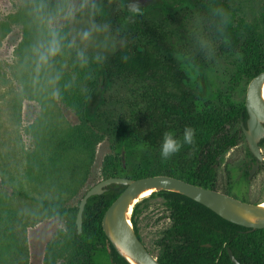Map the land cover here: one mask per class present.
I'll return each instance as SVG.
<instances>
[{
    "label": "trees",
    "instance_id": "obj_1",
    "mask_svg": "<svg viewBox=\"0 0 264 264\" xmlns=\"http://www.w3.org/2000/svg\"><path fill=\"white\" fill-rule=\"evenodd\" d=\"M98 3L101 14L90 18L107 24L117 34L119 44L96 67L89 91L80 100L83 127L88 130L77 128L57 138L55 152L59 155L86 152L92 160L95 142L104 136L113 141L116 150L108 177L168 174L216 188L214 165L239 143L241 121L246 124L248 118L245 101L236 100L232 93L241 81L251 80L264 71V32L244 20L236 22L234 10L226 0H165L162 5L141 8L139 15L129 11V0H98ZM217 10H222L223 15H218ZM182 15L196 17L201 24L197 29L199 34L191 39L183 36L180 43H173L168 27H176V16ZM121 41L125 43L122 45ZM209 45H213L215 57L232 58L235 62L230 84L225 89L211 79L205 48ZM166 49H177V56L168 57L164 53ZM124 55L130 57L126 63L122 60ZM120 81L141 82L143 88L135 104L117 114L111 110V98L102 93ZM186 126L196 131L195 145H185L167 161L162 160L163 134L170 131L182 140ZM64 186L70 188L69 183ZM125 188L124 184L113 183L104 193L91 196L83 212L80 232L76 223L79 204L70 206L64 198H31L49 215L71 218L68 238L61 237L49 246L47 257L57 262L65 258L62 253L65 248H73L83 252L90 264H111L110 257L116 264H130L117 252L102 227L106 209ZM157 192L164 196L173 220L158 241L164 248L161 262L235 264L230 249L241 264H264V228L251 230L231 222L181 193ZM137 209L138 203L132 215L138 234ZM7 221L8 217L0 214V223H3L0 232L8 230ZM9 239H13L12 232ZM3 241L7 240L3 238ZM6 253L5 244H0L1 263L6 261ZM15 253L16 250L11 256L12 262L20 264L21 254L16 259ZM64 264L70 262L67 260Z\"/></svg>",
    "mask_w": 264,
    "mask_h": 264
},
{
    "label": "rangeland",
    "instance_id": "obj_2",
    "mask_svg": "<svg viewBox=\"0 0 264 264\" xmlns=\"http://www.w3.org/2000/svg\"><path fill=\"white\" fill-rule=\"evenodd\" d=\"M156 1L159 0L153 2ZM226 1L234 10L236 22L244 20L264 32V0ZM176 20V27H168L171 42L180 43L183 36L191 39L199 34L197 29L201 24L195 16H176ZM92 23L106 26L107 31L82 40L80 33ZM65 32L69 41H75V47L66 48L55 58L48 73H41L37 80L32 46L40 33L34 19L33 0H0V214L8 217V230L4 232L7 235L0 232V244H5L8 253L6 261L0 264H14L11 257L14 250L16 259L21 254L20 264H64L67 260L70 264H89L83 252L73 248H65L62 252L65 258L57 262L47 257L49 246L61 237L68 238L71 218L49 215L35 199L64 198L68 205L77 206L91 186L110 175L116 154L110 138H97L92 160L86 152L59 155L54 142L74 129L88 130L83 127L80 100L89 91L94 70L101 63L95 57L101 54L107 59L119 42L107 24L94 21L87 14L79 16ZM205 48L211 79L225 89L230 84L235 62L232 58L215 57L213 45ZM78 50H83L88 58L83 66L77 59ZM176 52L177 49L164 50L168 57H176ZM57 74L59 80L50 85L48 77ZM249 82L245 79L235 87L232 94L236 100L245 101ZM142 88L141 82L120 81L102 94L111 98V110L120 114L131 103L135 104ZM262 153L261 169L249 179L246 171L254 157L244 134L240 133L239 143L221 157L216 167V189L229 191L240 199L263 202L264 145ZM65 183L70 184L69 189ZM137 203L135 221L139 233L152 253L161 256L164 250L158 240L172 224L165 198L155 192L142 196Z\"/></svg>",
    "mask_w": 264,
    "mask_h": 264
},
{
    "label": "water",
    "instance_id": "obj_3",
    "mask_svg": "<svg viewBox=\"0 0 264 264\" xmlns=\"http://www.w3.org/2000/svg\"><path fill=\"white\" fill-rule=\"evenodd\" d=\"M155 0H149L148 5ZM154 3V2H153ZM264 71L254 76L247 87L245 106L248 113L246 125L243 127L247 144L257 157V163L249 172V178L259 169L263 159L261 140L264 138ZM123 165L126 167L125 151L122 150ZM124 184L126 188L106 209L103 219V230L117 252L130 264H164L154 255L138 236L132 220L134 207L141 195L167 190L181 193L213 210L221 217L250 228H264L263 202L245 201L215 188L203 187L176 176L156 174L142 178L128 176H110L91 186L79 203L76 223L79 232L83 225V212L88 199L102 194L110 184ZM151 193V194H152ZM235 264H241L229 249Z\"/></svg>",
    "mask_w": 264,
    "mask_h": 264
},
{
    "label": "clouds",
    "instance_id": "obj_4",
    "mask_svg": "<svg viewBox=\"0 0 264 264\" xmlns=\"http://www.w3.org/2000/svg\"><path fill=\"white\" fill-rule=\"evenodd\" d=\"M101 6L98 0H33V14L35 23L40 33L39 38L32 46V57L34 70L37 74V80L40 74H47L52 67L56 57L62 55L66 48L75 47V41H69L65 28L74 23L79 16L87 14L95 18L101 14ZM129 11L133 15L141 14L139 4L131 3ZM218 15H223L222 10H217ZM106 26H100L95 23L90 24L89 28L80 33V38L84 41L90 40L94 33H104ZM125 42L121 41L123 45ZM77 59L81 65L88 63V58L83 50H78ZM97 62H102L104 56L97 54ZM130 57L124 55L123 62H128ZM59 74L48 77V83L54 85L59 80ZM58 95V92H54ZM196 131L190 126H186L183 131V138L178 139L172 132H165L160 148L162 160L167 161L175 154L179 153L185 145L194 146Z\"/></svg>",
    "mask_w": 264,
    "mask_h": 264
},
{
    "label": "flooded vegetation",
    "instance_id": "obj_5",
    "mask_svg": "<svg viewBox=\"0 0 264 264\" xmlns=\"http://www.w3.org/2000/svg\"><path fill=\"white\" fill-rule=\"evenodd\" d=\"M164 1L165 0H159L158 2L156 1L155 3H153V4H150V5H148V2H149V0H129V5L131 4V3H137V4H139V6H140V9L141 8H147V7H151V6H154V5H162L163 3H164ZM247 121V120H246ZM241 125H242V131L240 132V133H243L244 134V130H243V127L246 125V124H244V122L243 121H241ZM244 136H245V134H244ZM246 139V138H245ZM262 141V140H261ZM260 145H261V143H260ZM250 149V148H249ZM251 151V150H250ZM261 152H262V145H261ZM252 153V152H251ZM253 154V153H252ZM263 154V153H262ZM253 157H254V159H253V161L251 162V165H250V167L248 168V170L246 171V174H247V176H248V178H249V172H250V170L253 168V166L258 162L257 161V157L256 156H254L253 155ZM262 161H263V159H262ZM262 161H261V163H260V167H259V169H257V171L253 174V177L259 172V170L261 169V165H262ZM219 165V164H218ZM218 165H214L215 166V168L218 166ZM216 171H217V168H216ZM252 177V178H253ZM252 178H249V179H252ZM216 189V188H215ZM226 193H228V194H230L229 193V191H226ZM231 195V194H230ZM242 200H245V201H248L246 198H243ZM168 209V208H167ZM169 211V210H168ZM170 219H171V221H172V224H173V220H172V218L170 217V211H169V216H168ZM172 224H171V226H172ZM170 226V227H171ZM169 227V228H170ZM169 228H167V229H169ZM138 229V228H137ZM166 229V230H167ZM165 230V231H166ZM165 235V232H164V234H163V236ZM138 236L142 239V237H141V235H140V233H139V230H138ZM162 236V237H163ZM143 240V239H142ZM159 241V240H158ZM143 242H144V240H143ZM145 243V242H144ZM145 245H146V243H145ZM147 246V245H146ZM148 247V246H147ZM148 249H149V247H148ZM164 249V248H163ZM150 250V249H149ZM151 251V250H150ZM152 252V251H151ZM154 254V253H153ZM158 258H159V260H160V256H157ZM88 261V260H87ZM161 261V260H160ZM110 262H111V264H116L115 263V261H114V259H113V257H110ZM88 263L90 264V262L88 261ZM163 263V262H162Z\"/></svg>",
    "mask_w": 264,
    "mask_h": 264
},
{
    "label": "bare ground",
    "instance_id": "obj_6",
    "mask_svg": "<svg viewBox=\"0 0 264 264\" xmlns=\"http://www.w3.org/2000/svg\"><path fill=\"white\" fill-rule=\"evenodd\" d=\"M263 92H264V86H263ZM151 193H152V190H148V191L144 192V193L141 195V197H142V196H148V195H150ZM263 206H264V201H263Z\"/></svg>",
    "mask_w": 264,
    "mask_h": 264
}]
</instances>
